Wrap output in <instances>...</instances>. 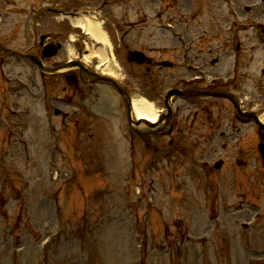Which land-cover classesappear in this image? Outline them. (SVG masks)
<instances>
[{
	"label": "rangeland",
	"instance_id": "rangeland-1",
	"mask_svg": "<svg viewBox=\"0 0 264 264\" xmlns=\"http://www.w3.org/2000/svg\"><path fill=\"white\" fill-rule=\"evenodd\" d=\"M22 1L0 0V41L20 50H35L38 47L34 39L37 43L39 40L35 38L36 31L26 23L28 6ZM59 1L65 6L86 4L76 0ZM118 3L119 9L115 11L123 13L117 19L127 21L123 29L128 31L125 36L130 48H142L159 59L175 54L168 46L178 45L177 40L155 24L160 17L165 20L170 15L174 17L170 22L176 23L187 39L192 38L193 48H217L216 52L221 54L218 62L223 69L232 65L235 52L232 48L237 42L240 50L236 53L247 55V33L252 35L259 24H264V11L258 8H264L262 0H173L172 3L170 0H118ZM246 3L252 5L248 11L243 9ZM156 12L161 14L158 16ZM48 14L38 30L62 28L63 32L57 36L66 42L60 56L71 58L74 41L69 38L75 37L74 32L80 29L68 24L66 17L61 20L60 14ZM92 41L90 38L87 43L93 46ZM228 45H232L231 50L224 54L223 48ZM260 53L258 49L254 52L250 67L244 63L236 71L246 91L241 95L250 100L246 106L253 102L264 105V90L253 88L251 82V78H259L260 67L264 65ZM115 59L119 67L116 74L129 84L132 97L141 96L150 101L154 94L153 84L148 80L155 81L154 86L158 88L166 85L172 72H185L165 67L149 74L145 66L135 63L127 62L122 67L120 61L127 59L123 52ZM172 59L179 62L177 54ZM0 72L13 85L9 94H3L5 84L0 77V113H7L9 124L7 129L5 120L0 121V264H264V185L259 177L251 175L256 168L251 157L257 153L254 123L224 124V138L208 145L202 143L203 149L197 154L205 156L212 166L215 159L226 158L225 167L213 170L207 177L192 162L183 160L187 164L181 165L178 153L169 157L170 161L161 159L149 163L147 155L140 158L144 140L126 132L132 129L155 139L153 131L130 126L122 98L105 84L94 85L96 93L93 91L90 100L83 99L97 114L91 128L93 135L86 134L84 122L82 137L75 142L73 122L77 121L78 108L75 94L69 93L74 86L70 78L72 67L58 73L57 86L49 82L54 76L8 54L0 55ZM7 95L9 111H15L17 117L9 115L1 105ZM102 99L107 102L102 103ZM23 104L30 108L26 109ZM54 107L61 112H53ZM222 113L227 116L226 122L234 119L233 111L224 109ZM22 116L27 117L28 131ZM79 120L82 119L79 117ZM162 138L167 140L166 136ZM243 147L250 158L248 176L240 175L237 166H230L233 161H240ZM96 149L110 151L104 169L112 172L108 176L110 185L101 174L88 178L83 173L97 159L98 154L91 152ZM25 152L29 160H25ZM78 159L80 163H76ZM80 165L85 178L84 193L93 192L85 202L79 198L80 187L64 181L72 166ZM54 169L58 170L57 179L52 173ZM80 175L77 173V177ZM98 183V190H94ZM140 186L144 194L137 196L134 189ZM59 187L65 188L59 195L58 207L53 195ZM223 199H226L224 204ZM84 222L88 232L80 238L77 232Z\"/></svg>",
	"mask_w": 264,
	"mask_h": 264
},
{
	"label": "bare ground",
	"instance_id": "bare-ground-1",
	"mask_svg": "<svg viewBox=\"0 0 264 264\" xmlns=\"http://www.w3.org/2000/svg\"><path fill=\"white\" fill-rule=\"evenodd\" d=\"M72 23L76 26L84 28L86 32L95 39V41L100 42L102 45L97 46L96 49H90L88 53L84 54L87 59L91 57L92 53H97L99 61L98 66L107 70L109 73H117V64L111 57H108L105 51V45L109 43L108 39L105 37L102 28L95 21L88 17L73 18ZM133 112L136 116L148 119L150 121H155L157 118V107L153 105L147 98L141 96H135L132 100ZM143 124V122L141 123Z\"/></svg>",
	"mask_w": 264,
	"mask_h": 264
}]
</instances>
